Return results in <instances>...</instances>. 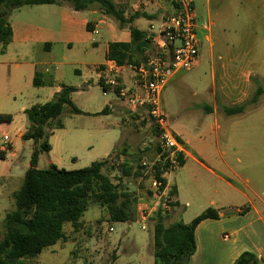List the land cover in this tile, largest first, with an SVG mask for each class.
I'll list each match as a JSON object with an SVG mask.
<instances>
[{
  "label": "crops",
  "instance_id": "0c3cea01",
  "mask_svg": "<svg viewBox=\"0 0 264 264\" xmlns=\"http://www.w3.org/2000/svg\"><path fill=\"white\" fill-rule=\"evenodd\" d=\"M112 1L122 9L126 20L133 19L132 24L120 28L117 22L107 17L97 7L78 12L69 6L40 5L26 6L10 13L8 21L12 28V39L5 52L0 53V115L12 117L11 122H0V149L6 152L5 159H0V179L5 181V188L15 180L22 181L31 167V158L36 145L32 140H23L28 130L26 110L34 105L50 102L61 91L63 85L73 86L79 90L76 93H81L85 87L89 88L93 83L100 84L103 77L101 67L107 61L110 44L130 43L132 38L129 26L145 33L152 28H159L169 16L177 12L178 7L174 0ZM190 1L195 8V2ZM212 1L197 0L196 2L209 9ZM224 1L226 0H220L219 3ZM236 4L241 5V0H236ZM96 30L97 34L94 33ZM101 31H105L109 36V40L104 45V61L83 62L79 66L69 64L77 81L67 80L65 75L58 72V66L63 63L58 61L57 51L63 48L71 52L77 47L84 51L87 58L94 57V52L101 43L97 39ZM206 39L210 41L211 37L206 35ZM90 45L94 47L92 51L88 49ZM67 59L68 55H64V62ZM251 78L259 82L253 72L241 71L232 78L226 69L221 71L219 82L215 83L211 91L213 102L202 106L205 115L214 116L215 141H219L220 136L226 134L219 132V117L229 116L224 108L245 104L246 90L252 88ZM35 79L41 82L40 86H35ZM217 89L221 93L220 99L216 96ZM76 93L72 96L74 104ZM110 102H105V107ZM65 109L69 114H76L69 106ZM80 111L83 114L76 115L97 117L103 110L86 108ZM113 112L115 109L108 113ZM173 121L175 119H171V122ZM115 132L112 129H103L95 123H81L71 129L63 123L62 129L53 130L49 136L51 150L40 154L37 169L56 168L75 171L87 168L96 161L105 160L120 144ZM5 135L11 139L7 145L2 143V137ZM177 135L184 150V165L176 171V174H168L165 178L171 189H176L175 202L178 206L173 209V213L176 210L179 214L184 213L191 204L203 202L210 196L228 200V203L230 202L228 207L231 208L228 214H224L221 213V209L226 206L211 202L218 218L208 219L199 224L195 232L197 251L186 264H234L245 252L254 254L260 264H264V211L231 182L230 178L217 174L214 168L208 165L213 161L209 149L197 146L191 138H184L178 133ZM201 157H204L208 163L201 160ZM213 163L216 165L214 167H220L217 162L213 161ZM222 164L224 166L222 170L228 172L227 163L223 161ZM200 169L214 177L220 185L213 189L204 186L202 190V182L198 174ZM238 196L244 197L246 204H231ZM205 209H209L208 206L202 208L196 216ZM84 222L80 220L78 230L72 228L70 233L64 229L66 240L56 245L60 247L62 242L71 243L72 238L69 237L71 233L78 234L82 238L74 240L73 236L72 244L88 245L84 234L85 227L89 224ZM97 240L99 244L107 243L104 240ZM115 243L117 244L115 241L113 245ZM54 251L55 249H52L51 252ZM151 255L152 259L146 264H157L154 252ZM118 259L119 256L116 262Z\"/></svg>",
  "mask_w": 264,
  "mask_h": 264
},
{
  "label": "rangeland",
  "instance_id": "374dc122",
  "mask_svg": "<svg viewBox=\"0 0 264 264\" xmlns=\"http://www.w3.org/2000/svg\"><path fill=\"white\" fill-rule=\"evenodd\" d=\"M195 2L198 35L200 40V57L197 66L191 71H183L176 75L175 79L166 87L163 93V110L167 117L175 119L171 122L173 131L184 138H191L197 146L209 149L212 160L220 167L212 166L217 174L230 178L246 196L264 211V95L257 104H251L257 83L251 78V90L247 89V104L244 113L234 116L221 115L219 117V132H225L215 141L214 116L205 115L203 105L211 104L212 89L219 82L221 71L226 69L233 78L243 72H253L264 89V0H241L237 5L236 0H213L209 9L201 3ZM206 35L211 40L206 39ZM100 40L98 50L94 57L87 58L81 48H75L67 52L61 48L57 51L58 61L63 64L58 66V72L66 76L69 81H77L73 68L69 64L79 66L83 62H102L105 58L104 45L109 36L101 31L97 37ZM94 47L89 46L92 51ZM68 55L66 62L63 56ZM75 79V80H74ZM217 99L221 93L217 89ZM78 109L103 110L105 102H110L113 97H104L99 84L93 83L89 88L85 87L81 93L74 96ZM121 116H124L122 118ZM62 121L71 129L77 124L89 122L101 126L103 129L116 131L120 141L119 149L126 147L131 154L144 155L150 159L157 153L159 145V132L145 114L127 115L121 102L115 105V112L101 114L100 116L69 114L65 109ZM208 144V146H207ZM219 150V153H218ZM123 157L114 158L109 167L108 174L117 185L128 187L135 194L131 208L129 209L130 221L113 223L106 209L92 204L81 220L89 225L85 227V240L88 245H74V240L82 239L80 235L69 234L71 243H61L47 248L41 255L26 259L27 264H146L152 259L151 253L155 251L153 244L154 218L147 224L146 230L138 219V209L141 203H150L148 191L150 189V177L142 171L141 177H123L121 164ZM229 167V171L222 170L223 161ZM176 174V172H174ZM199 179L204 186L210 189L220 185L210 174L198 170ZM123 179V182L120 181ZM22 181L15 180L5 188V181L0 179V233L4 232V219L6 214L14 208L13 193L17 191ZM220 206L221 213L228 214L230 202L220 197L210 196L203 202H196L184 213L179 214L173 209L168 212L165 222L169 226L174 222L190 223L202 208H213L211 202ZM218 202V203H217ZM231 204H246L244 197L238 196ZM243 206V205H241ZM207 210V209H205ZM200 215V214H199ZM197 217V216H196ZM195 217V218H196ZM173 218V220L171 219ZM100 220V223L96 220ZM84 222V223H85ZM91 223V224H90ZM109 227L114 232H109ZM70 223L65 224V230L70 233ZM117 242L113 245L115 241ZM107 241L99 244L97 240ZM151 246V247H150ZM55 249L54 252H51Z\"/></svg>",
  "mask_w": 264,
  "mask_h": 264
},
{
  "label": "trees",
  "instance_id": "16d2710c",
  "mask_svg": "<svg viewBox=\"0 0 264 264\" xmlns=\"http://www.w3.org/2000/svg\"><path fill=\"white\" fill-rule=\"evenodd\" d=\"M61 5L69 6L74 11H86L97 7L107 17L118 23L120 28L132 24L126 20L124 12L112 0H0V53L3 54L11 42L12 28L8 18L11 12L26 6ZM130 43H113L109 46L107 59L115 60L120 65L142 61L150 44L146 33L129 26ZM257 89L250 100L256 104L264 94L263 87L257 81ZM35 86L41 82L35 79ZM79 90L73 86H62L54 98L43 105H34L25 114L28 121L27 133L23 140H32L36 148L31 158V167L27 170L20 188L13 193L14 208L4 219V232L0 233V264H27L26 259L41 255L47 248L66 240L64 226L70 223L75 230L89 207L94 204L107 210L113 223L129 222V209L135 194L122 184H115L108 174L114 158L123 157L121 164L123 177L142 176L140 165L144 155L131 154L129 149L116 148L111 155L89 167L75 170L49 168L37 169L41 153L50 152L49 136L56 129H62V115L66 106L74 113L83 114L72 101V96ZM247 104L225 107L227 115L233 116L245 112ZM105 107L100 114H108ZM10 115H0V122H11ZM158 151V147H157ZM6 152L0 149V159ZM184 165L183 157L180 158ZM165 172L157 169L156 177L162 178ZM166 183V179H162ZM123 182V179L120 183ZM176 195V189H172ZM149 199L152 191H148ZM178 206L175 202L173 209ZM154 218V257L157 264H186L197 251L195 232L199 224L208 219H217V212L209 208L193 219L189 224L181 221L165 225L167 213L162 211ZM100 223V221H98ZM234 264H260L258 258L249 252L243 253Z\"/></svg>",
  "mask_w": 264,
  "mask_h": 264
},
{
  "label": "built area",
  "instance_id": "2783aa9c",
  "mask_svg": "<svg viewBox=\"0 0 264 264\" xmlns=\"http://www.w3.org/2000/svg\"><path fill=\"white\" fill-rule=\"evenodd\" d=\"M174 2L178 6L177 12L159 28L146 32L150 49L142 61L120 65L107 59L101 67L103 77L99 85L102 95L113 97L108 108L114 110L116 103L121 102L127 115H147L159 132L157 153L140 162L143 173L150 177L152 191L151 202L141 203L138 209L143 230L156 213H168L173 209L175 195L162 179L181 167L180 158L184 154L180 138L172 129L171 119L163 110V93L178 73L193 70L200 57L195 8L190 0ZM94 33L97 34V30ZM10 142L8 135L2 137L3 145ZM157 169L165 172L162 178L156 177ZM109 232H114V229L109 227Z\"/></svg>",
  "mask_w": 264,
  "mask_h": 264
}]
</instances>
